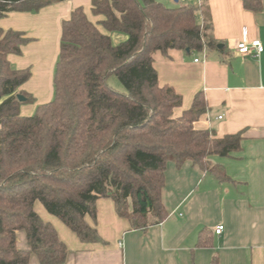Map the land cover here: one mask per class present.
I'll return each instance as SVG.
<instances>
[{
  "label": "trees",
  "instance_id": "obj_1",
  "mask_svg": "<svg viewBox=\"0 0 264 264\" xmlns=\"http://www.w3.org/2000/svg\"><path fill=\"white\" fill-rule=\"evenodd\" d=\"M240 1L253 12L262 8V0ZM54 2L0 0V18L13 11L37 12ZM205 6L207 0L174 6L157 0H91V14L101 16L95 22L81 6L74 7L61 21L53 96L30 115L20 114L22 104L35 102L20 89L30 68H16L8 60L9 54H21L29 38L0 27V264H32L31 255L38 264L65 262L68 247L36 212V201L81 242L104 244L85 220H96L100 198L112 199L132 230L144 231L168 216L163 188L169 161L176 167L190 161L219 181H232L212 157L240 152L241 131L217 136L195 126L208 109L202 91L174 115L182 96L159 83L153 66L157 52L224 48ZM110 75L124 91L108 83ZM19 231L26 248L18 246ZM214 234L201 228L196 247H210ZM210 264H219L216 254Z\"/></svg>",
  "mask_w": 264,
  "mask_h": 264
},
{
  "label": "crops",
  "instance_id": "obj_2",
  "mask_svg": "<svg viewBox=\"0 0 264 264\" xmlns=\"http://www.w3.org/2000/svg\"><path fill=\"white\" fill-rule=\"evenodd\" d=\"M207 5L214 36L224 48L157 52L153 66L159 83L172 85L182 96L174 115H180L194 94L202 91L208 109L195 126L212 129L217 136L241 131L240 152L212 157L232 181H219L190 161L180 167L169 161L163 188L168 216L144 231L132 230L129 221L116 213L112 199L100 198L96 220L89 216L85 220L96 227L104 244L81 242L35 202L36 212L53 224L68 247L63 264H210L215 254L219 264H264V49L257 56L235 50L243 34L249 40L259 39L264 47V0L258 12L245 9L240 0H207ZM77 6L93 22L101 18L91 14V0H56L37 12L13 11L0 18L1 28L23 31L29 38L20 55H8L14 67L31 71L20 89L34 96L35 102L22 104L21 115H30L37 104L52 98L61 21ZM218 224L224 229L213 235L212 245L196 247L199 230ZM17 243L27 247L23 231L17 233ZM30 261L38 264L34 255Z\"/></svg>",
  "mask_w": 264,
  "mask_h": 264
},
{
  "label": "built area",
  "instance_id": "obj_3",
  "mask_svg": "<svg viewBox=\"0 0 264 264\" xmlns=\"http://www.w3.org/2000/svg\"><path fill=\"white\" fill-rule=\"evenodd\" d=\"M189 0H178L180 3H187ZM199 2V0H198ZM263 44L259 39L249 40L245 34L235 43V50L242 55L257 56L263 51ZM197 61V59H195ZM221 118V116H219ZM224 229L222 224H218L214 228L215 234H221Z\"/></svg>",
  "mask_w": 264,
  "mask_h": 264
},
{
  "label": "rangeland",
  "instance_id": "obj_4",
  "mask_svg": "<svg viewBox=\"0 0 264 264\" xmlns=\"http://www.w3.org/2000/svg\"><path fill=\"white\" fill-rule=\"evenodd\" d=\"M157 1L163 3L166 6H174V5L180 3V2H175L174 0H157ZM189 2H192V3L196 4V3H198V0H190ZM204 10H206V11L208 10L206 6L204 7ZM108 83L111 86H113L115 89L119 90V91H124L125 90L124 86L121 84V82L114 75H110L109 76ZM25 104H32V103H25ZM38 206L41 208V210L44 213H46L48 216H50L53 220L58 221L64 227L68 228L59 218H57L56 216H54V215L50 214L49 212H47V210L44 208V206L39 201H36V207H38ZM69 231H71V230H69Z\"/></svg>",
  "mask_w": 264,
  "mask_h": 264
},
{
  "label": "water",
  "instance_id": "obj_5",
  "mask_svg": "<svg viewBox=\"0 0 264 264\" xmlns=\"http://www.w3.org/2000/svg\"><path fill=\"white\" fill-rule=\"evenodd\" d=\"M175 2H178V0H174ZM219 47H220V45H219ZM17 97H18V99L20 100V101H24L25 100V97L23 96V95H21V94H17Z\"/></svg>",
  "mask_w": 264,
  "mask_h": 264
}]
</instances>
